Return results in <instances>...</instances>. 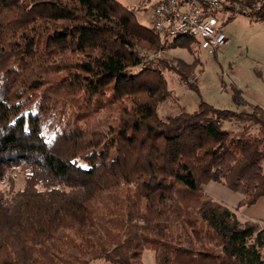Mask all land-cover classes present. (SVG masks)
Segmentation results:
<instances>
[{"label": "trees", "instance_id": "obj_1", "mask_svg": "<svg viewBox=\"0 0 264 264\" xmlns=\"http://www.w3.org/2000/svg\"><path fill=\"white\" fill-rule=\"evenodd\" d=\"M230 1L264 20V0ZM160 47L120 0H0V264H264V222L236 212L264 198V107L161 117L165 69L198 86L191 64H145ZM105 100L115 115L83 126Z\"/></svg>", "mask_w": 264, "mask_h": 264}, {"label": "rangeland", "instance_id": "obj_2", "mask_svg": "<svg viewBox=\"0 0 264 264\" xmlns=\"http://www.w3.org/2000/svg\"><path fill=\"white\" fill-rule=\"evenodd\" d=\"M120 1L125 5L134 6L140 21L151 27L153 4L158 0ZM222 27L229 41L216 49L210 48L206 41L201 39L195 43H181L170 48L167 47L170 42L164 44L160 40L159 50L144 51V61L147 66L152 64L155 66L158 61H168L169 64L175 66L182 63L193 65L189 80L198 86V90L188 86L173 71L164 70L171 95L158 106L161 117L174 115L181 111H195L202 101L218 108L234 111L251 110L255 105L264 107V20H254L245 14L236 13L232 19L222 24ZM191 45L194 46L193 49ZM139 68L135 67L134 70L139 71ZM110 92L107 88L103 98H107ZM237 96L238 99H241L239 96L242 97V101L239 102L236 99ZM103 102L104 105L106 104L105 107L88 109V111L91 110V117L87 121H81L83 126L103 129L105 118L112 114L115 115L111 110L112 106L108 105L106 100ZM239 127L240 123L236 121L224 123L226 129L234 130ZM255 127L254 125L253 133L258 132ZM10 172L17 175V186H22L23 173L19 169H10ZM4 181L8 182V180ZM227 188L230 187L227 186ZM233 209L236 210V207ZM236 212L241 221L264 222V199L252 205L242 206ZM143 261L144 264H157L152 249L144 251ZM93 264H102V262L96 261Z\"/></svg>", "mask_w": 264, "mask_h": 264}, {"label": "built area", "instance_id": "obj_3", "mask_svg": "<svg viewBox=\"0 0 264 264\" xmlns=\"http://www.w3.org/2000/svg\"><path fill=\"white\" fill-rule=\"evenodd\" d=\"M238 8L230 0H158L153 6L151 28L164 44L189 36L216 49L228 43L222 24L238 13Z\"/></svg>", "mask_w": 264, "mask_h": 264}, {"label": "crops", "instance_id": "obj_4", "mask_svg": "<svg viewBox=\"0 0 264 264\" xmlns=\"http://www.w3.org/2000/svg\"><path fill=\"white\" fill-rule=\"evenodd\" d=\"M130 3H131V1H130ZM154 4H153V6H154ZM127 6H129L130 8L134 7L132 5H127ZM137 17H138V13H137ZM139 20H140V18H139ZM202 189L204 190L205 193L209 194L210 196H212L213 198H215L221 202L228 204L232 208L237 207L243 198L242 194L235 192V191L231 190L230 188H227V186H225L219 182H216V181L207 182V184L202 185ZM261 199H264V198H261Z\"/></svg>", "mask_w": 264, "mask_h": 264}]
</instances>
